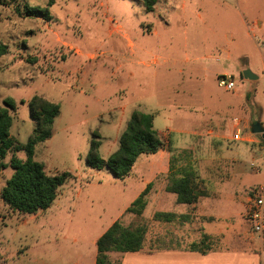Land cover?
Here are the masks:
<instances>
[{"label": "rangeland", "instance_id": "obj_1", "mask_svg": "<svg viewBox=\"0 0 264 264\" xmlns=\"http://www.w3.org/2000/svg\"><path fill=\"white\" fill-rule=\"evenodd\" d=\"M52 1L45 20L15 7H46L50 0H0V106L15 101L10 133L24 145L35 127L31 98L58 103L53 133L37 144L35 159L50 175L72 177L35 214L13 211L0 197V264H91L97 238L114 221H135L126 209L147 181L152 191L168 184L169 173L146 168V154L125 179L87 165L92 140L100 141L103 158L119 148L135 110L154 116L162 151L168 160L175 156L177 169L194 168L206 211L231 218L226 224L239 234L250 230L249 197L264 182V141L251 131L253 122H264V0H157L152 11L145 0ZM223 70L233 77L231 90L218 83ZM247 70L257 78H246ZM238 132L243 139H235ZM16 155L26 158L25 150ZM161 156L149 159L159 165ZM10 157L3 160L0 191L13 173ZM152 191L142 215L145 247L110 252L113 264H153L148 253L157 245L189 247L200 233L205 219L190 207V222L155 221ZM236 241V254L210 253L205 264H264L256 234Z\"/></svg>", "mask_w": 264, "mask_h": 264}, {"label": "trees", "instance_id": "obj_2", "mask_svg": "<svg viewBox=\"0 0 264 264\" xmlns=\"http://www.w3.org/2000/svg\"><path fill=\"white\" fill-rule=\"evenodd\" d=\"M52 2L50 0L46 7L33 6L25 2L23 5L17 4L15 9L21 15L50 20L48 5ZM144 2L148 10H154L156 0ZM0 53H5V47L2 45H0ZM15 109L16 103L12 98H6L4 106H0V171L2 167H7L3 160L8 154H11L9 166L13 169V173L0 191V197L13 211L35 214L48 209L57 198L59 188L72 177L69 172L50 175L46 172L44 163L35 159L37 144L51 137L61 108L58 103L42 95H34L29 101V109L35 127L24 145L19 144L10 133L12 111ZM99 146V140H92L86 158L87 165L94 169L107 167L116 178L125 179L131 175L140 155L163 149L164 142L154 127V116L151 113L135 110L120 136L119 148L109 157L103 158L99 154ZM19 150H25L24 160L16 155ZM175 159V156H172L170 160L168 190L176 194L178 203L193 204L199 197L197 174L192 166L188 168L180 166L177 169L174 166ZM150 189L151 184H148L126 209V212L135 215V221L126 224L116 220L99 236L96 241L95 264H113L110 260V252H137L145 247L148 225L143 222L142 215L147 206ZM177 217V214L167 211H156L153 215L155 221L161 222H172ZM197 246L198 244L193 243L190 248L197 250Z\"/></svg>", "mask_w": 264, "mask_h": 264}, {"label": "crops", "instance_id": "obj_3", "mask_svg": "<svg viewBox=\"0 0 264 264\" xmlns=\"http://www.w3.org/2000/svg\"><path fill=\"white\" fill-rule=\"evenodd\" d=\"M157 4L158 3L156 0L154 9L157 8ZM217 60L219 61V58H217ZM185 62H187V60ZM194 65L196 64L194 63ZM223 74H226L224 70L219 71L217 73V75H223ZM157 131L159 133L160 138L164 142V137L162 135V132L159 130ZM162 150L163 149H159L155 153L146 154L148 155V159H147L148 164L146 165V168L149 169V171L151 170L150 173L155 174V175L160 172L159 169H162L163 172L169 173V176H170L169 168H170L171 159L169 158L168 160L165 156L166 154ZM156 153H158L159 155H162L161 157H163V162H160L159 165L154 164L155 161L151 162V160L149 159L150 157L154 156V154ZM148 184H151L150 191H152V187L154 185L153 181L152 180L147 181L146 186ZM168 185H169V182L168 184L158 186L152 191L151 198H152V201L156 204L155 207H157V211L165 210L167 212H173L178 215L177 219L185 220L184 222H186V218H188L187 222L188 221L190 222L193 219V216L191 217L190 215H194V214L197 216H201V217L203 216L205 220L202 222L200 226L201 227L200 233L194 236L193 238L191 237L189 247L187 246L188 244H186V247H185L184 243H182V246L181 245H164V244L157 245V247H155L151 253H148V255L153 254L152 255V260L154 258L153 264H165L164 262H167V261L168 262L166 264H186L187 262H190L191 264H205V256L210 253L222 254L220 256L222 258L229 257L226 254L227 252H225L227 249H231V252L228 251V253H232V254L237 253L236 245L239 244L236 241L237 236L242 237L244 240H246V238L255 236L256 234L257 237L261 240V247L264 248V237H263L264 234L260 235L259 233L255 232L253 230L252 224H250V230H247V231L244 230L243 234H239L235 231L234 228L226 224L228 220H231V218H228V219L221 218V215L217 213L216 214L212 213L210 210L206 211L205 205L203 204L205 202V195L199 196L198 200L193 204H181L177 202L176 194L168 190ZM203 190H205V188H203ZM150 193L151 192H149L147 195V201L150 198ZM172 193L175 194V196H173ZM167 204H170V206ZM172 205L174 208H172ZM189 207L192 209H195L194 214H192V212L190 213V211L187 210ZM171 208L172 210H170ZM218 219H221V221H218ZM157 222L160 223L161 221H157ZM184 222H183V226H184ZM186 224L188 223H185V225ZM225 224H226V227H224ZM221 226H223L224 228ZM217 228L219 229L217 230ZM193 243L198 244L197 250H192L190 248V246ZM137 252H133V253H137ZM96 255L97 253L93 255L91 264H95ZM165 255L168 258L167 260H163ZM194 255H201V256H194ZM180 258H187L188 261L184 259H180ZM110 260L112 261L111 256H110Z\"/></svg>", "mask_w": 264, "mask_h": 264}, {"label": "built area", "instance_id": "obj_4", "mask_svg": "<svg viewBox=\"0 0 264 264\" xmlns=\"http://www.w3.org/2000/svg\"><path fill=\"white\" fill-rule=\"evenodd\" d=\"M218 83L220 86L225 87L228 90L233 89L235 86L233 77L230 74L221 75ZM262 125L264 127V122H262ZM240 136L241 133L238 132L235 135V139H243L240 138ZM261 138L264 141V135L261 136ZM257 170L258 172H260L258 167ZM247 216L252 224L253 230L259 233L260 235H263L264 234V182L252 189V195L249 197V203L247 206Z\"/></svg>", "mask_w": 264, "mask_h": 264}, {"label": "water", "instance_id": "obj_5", "mask_svg": "<svg viewBox=\"0 0 264 264\" xmlns=\"http://www.w3.org/2000/svg\"><path fill=\"white\" fill-rule=\"evenodd\" d=\"M244 76L249 79H256L257 75L253 74L251 71L247 70L244 72ZM251 131L253 134H259L263 136L264 127L262 125V122L260 120H256L251 125Z\"/></svg>", "mask_w": 264, "mask_h": 264}]
</instances>
